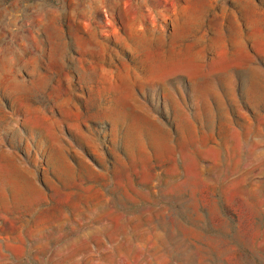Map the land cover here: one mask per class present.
Segmentation results:
<instances>
[{"label": "rangeland", "instance_id": "374dc122", "mask_svg": "<svg viewBox=\"0 0 264 264\" xmlns=\"http://www.w3.org/2000/svg\"><path fill=\"white\" fill-rule=\"evenodd\" d=\"M0 264H264V0H0Z\"/></svg>", "mask_w": 264, "mask_h": 264}]
</instances>
